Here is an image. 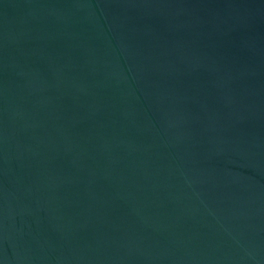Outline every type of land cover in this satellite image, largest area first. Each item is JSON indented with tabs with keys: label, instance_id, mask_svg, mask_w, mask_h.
<instances>
[{
	"label": "water",
	"instance_id": "obj_1",
	"mask_svg": "<svg viewBox=\"0 0 264 264\" xmlns=\"http://www.w3.org/2000/svg\"><path fill=\"white\" fill-rule=\"evenodd\" d=\"M0 264H264V0H0Z\"/></svg>",
	"mask_w": 264,
	"mask_h": 264
}]
</instances>
